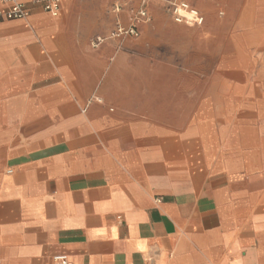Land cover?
I'll list each match as a JSON object with an SVG mask.
<instances>
[{
  "label": "crops",
  "instance_id": "0c3cea01",
  "mask_svg": "<svg viewBox=\"0 0 264 264\" xmlns=\"http://www.w3.org/2000/svg\"><path fill=\"white\" fill-rule=\"evenodd\" d=\"M34 1L0 21V264H264V0H148L95 48L141 0Z\"/></svg>",
  "mask_w": 264,
  "mask_h": 264
},
{
  "label": "built area",
  "instance_id": "2783aa9c",
  "mask_svg": "<svg viewBox=\"0 0 264 264\" xmlns=\"http://www.w3.org/2000/svg\"><path fill=\"white\" fill-rule=\"evenodd\" d=\"M1 2L9 3V8L5 11L0 10L1 20H24L28 17L29 11L25 4L28 0H0ZM148 0H141L140 9L134 13L130 19L128 27H124L121 24H117L114 30L108 37H96L92 40V47H98L107 39L121 38L125 36H137L136 25L142 21H148V15L145 10V6ZM34 3L41 4L42 9L57 16L59 12L60 0H35ZM168 11L176 22L186 23L190 25H201L203 23V17L197 10L191 8L187 3L181 0H173L168 5ZM52 264H70L67 257L64 255H55L52 258Z\"/></svg>",
  "mask_w": 264,
  "mask_h": 264
},
{
  "label": "rangeland",
  "instance_id": "374dc122",
  "mask_svg": "<svg viewBox=\"0 0 264 264\" xmlns=\"http://www.w3.org/2000/svg\"><path fill=\"white\" fill-rule=\"evenodd\" d=\"M261 18H263V17H261ZM263 67H264L263 64L257 63V74H256L257 79H256V82H257L258 92L260 93V94H258V95H260V97L256 98L257 99V107H264V100H263L264 99V73H263ZM261 95H262V97H261ZM258 101H263V103H260V105H259ZM225 105H227V104L225 103Z\"/></svg>",
  "mask_w": 264,
  "mask_h": 264
}]
</instances>
